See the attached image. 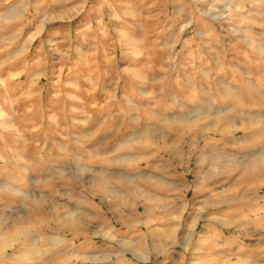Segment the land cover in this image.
Returning <instances> with one entry per match:
<instances>
[{
    "label": "clouds",
    "instance_id": "clouds-1",
    "mask_svg": "<svg viewBox=\"0 0 264 264\" xmlns=\"http://www.w3.org/2000/svg\"><path fill=\"white\" fill-rule=\"evenodd\" d=\"M83 3L88 7L90 0ZM96 4L97 15L78 23L74 38H53L50 33L41 41L40 48L46 47L48 55L38 61L30 82L54 78L65 68L71 71L69 65L79 68L80 78L92 85L93 91L99 87L110 102H124L127 134L110 148L121 127L108 126L105 120L83 138H74L71 150L65 149L46 176L24 169L0 184V197L17 202L12 221L21 228L28 249L12 257L0 251V264L30 258L42 261L45 252L41 248L60 247L61 232L75 229V235L84 225L95 224L96 217L87 209L101 211L93 203L97 197L110 206L119 203L114 193L126 189L124 177L135 171L136 165L129 169L130 157L136 164L146 163L161 150L174 152L184 145L180 158L185 170L193 171L188 163L195 162L194 182L186 185L193 199L191 203L183 199L184 192L174 195L182 205L178 215L182 217L192 207L185 230L195 236L201 221L207 228L217 219L206 215L218 206L217 198L201 200L197 196L207 191L202 176L208 177V183L223 184V177L250 160L264 157V143L254 141L257 134L264 139V103L254 100L264 87L260 83L264 74L254 77L245 67L251 57L264 58V0H96ZM17 8L26 9L21 22L28 21L33 12L32 20L52 12L49 0H0V13ZM16 35L18 41L21 33ZM156 51L164 53L159 68L152 63ZM222 55L239 74V81L217 75L225 69ZM218 100H223V105ZM250 106L256 111H250ZM223 116L228 117L226 122H210ZM216 132H220L225 147L217 146ZM221 157L230 160L231 166L205 164L206 159L219 161ZM99 175L107 182L91 183ZM74 185L79 187L78 193ZM56 198L77 205L75 219H62L57 214L45 221L60 225L53 236L37 238L34 204L52 203ZM219 222L223 226V221ZM3 225L0 220V227ZM124 226L128 231L136 228L135 224ZM115 234L120 237L121 230L116 229ZM87 238L101 241L93 256L117 244L116 240H106L99 228ZM63 243L72 241L65 238Z\"/></svg>",
    "mask_w": 264,
    "mask_h": 264
},
{
    "label": "rangeland",
    "instance_id": "rangeland-1",
    "mask_svg": "<svg viewBox=\"0 0 264 264\" xmlns=\"http://www.w3.org/2000/svg\"><path fill=\"white\" fill-rule=\"evenodd\" d=\"M18 2L14 0V3ZM49 4L51 15L45 14L39 20H32L33 12L28 21L21 22L26 11L23 8L0 13V48H4L0 51V184L24 169L46 176L65 149L71 150L74 138H83V134L94 131L105 120L108 126L121 127L110 148L127 134V122L122 112L124 102L119 99L110 102L99 87L93 91L92 85L80 78L79 68L69 65L71 71L65 68L54 78L30 82V74L38 70L40 58L48 55L46 47L40 48L41 41L50 33L53 38H74L75 26L97 15L96 0H90L88 7L84 6L83 0H49ZM18 31L21 35L17 41ZM163 55L159 51L152 54V63L157 68ZM221 59L225 69L217 75L239 81L240 76L231 69L227 56L222 55ZM247 66L254 77L264 74L262 57H251ZM77 82L78 86H73ZM260 83L264 86V79ZM254 100L264 103V87ZM223 103L218 100V104ZM250 111H256V108L250 106ZM227 119V116L217 117L210 122H226ZM99 139L97 137V141ZM214 139L219 142L218 147L226 146L220 132L215 133ZM254 141L264 143L258 134ZM183 148L181 145L174 152L161 150L146 163L136 164L130 157L129 169L136 165L135 171L124 177L126 189L114 193L120 198L119 203L110 206L107 202L101 203L97 197L93 203L99 205L101 211L87 209L96 217L95 224L84 225L75 235V229L61 232L60 247L41 248L45 252L42 261L30 258L15 264H264V157L250 160L240 170L223 177L226 181L223 184L208 183V177L202 176L207 191L197 196L201 200L217 198L218 206L206 214L217 219L207 228L201 221L196 230L199 235L195 236L185 230L192 207L181 217L178 215L181 201L174 195L184 192L183 199L189 203L193 199V193L186 190V185L194 182L195 162L193 159L188 163L193 171L185 170L180 158ZM213 163L231 166V161L224 157L219 161L205 160L209 167ZM106 182L103 175L91 180L94 184ZM79 191L76 187V192ZM16 204V201L0 197V220L4 221L0 227V251H5L9 257L21 256L28 250L21 228L12 221ZM76 208V204L59 198L52 203L34 204L32 219L37 238L51 237L53 230L60 227L45 221L57 214L62 219L74 220ZM127 224H135V231H128L124 226ZM98 228L103 229L106 240H116L117 244L93 256L101 241L87 237ZM116 229L121 230L120 237L116 236ZM65 238L72 243L64 244ZM40 243L43 245L45 241Z\"/></svg>",
    "mask_w": 264,
    "mask_h": 264
},
{
    "label": "bare ground",
    "instance_id": "bare-ground-1",
    "mask_svg": "<svg viewBox=\"0 0 264 264\" xmlns=\"http://www.w3.org/2000/svg\"><path fill=\"white\" fill-rule=\"evenodd\" d=\"M17 237V236H16ZM21 239V238H20ZM24 242V241H23Z\"/></svg>",
    "mask_w": 264,
    "mask_h": 264
}]
</instances>
